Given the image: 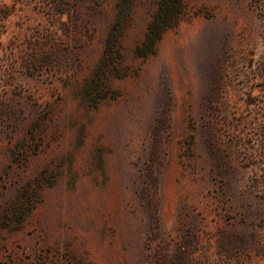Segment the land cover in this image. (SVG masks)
I'll return each instance as SVG.
<instances>
[{
	"label": "rangeland",
	"instance_id": "rangeland-1",
	"mask_svg": "<svg viewBox=\"0 0 264 264\" xmlns=\"http://www.w3.org/2000/svg\"><path fill=\"white\" fill-rule=\"evenodd\" d=\"M0 0V264H264V0Z\"/></svg>",
	"mask_w": 264,
	"mask_h": 264
},
{
	"label": "trees",
	"instance_id": "trees-1",
	"mask_svg": "<svg viewBox=\"0 0 264 264\" xmlns=\"http://www.w3.org/2000/svg\"><path fill=\"white\" fill-rule=\"evenodd\" d=\"M184 11V0H160L159 9L148 26L145 39L138 47V54L145 57L154 53L165 31L177 26Z\"/></svg>",
	"mask_w": 264,
	"mask_h": 264
}]
</instances>
